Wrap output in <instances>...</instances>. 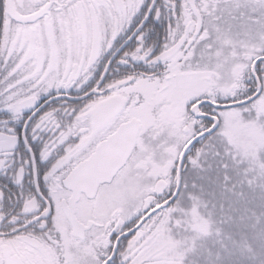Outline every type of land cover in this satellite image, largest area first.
<instances>
[{
  "label": "snow or ice",
  "instance_id": "6c2138e0",
  "mask_svg": "<svg viewBox=\"0 0 264 264\" xmlns=\"http://www.w3.org/2000/svg\"><path fill=\"white\" fill-rule=\"evenodd\" d=\"M0 264H264V0H0Z\"/></svg>",
  "mask_w": 264,
  "mask_h": 264
}]
</instances>
